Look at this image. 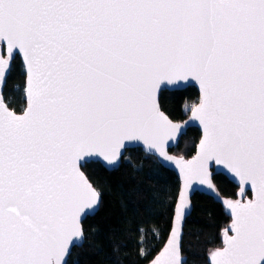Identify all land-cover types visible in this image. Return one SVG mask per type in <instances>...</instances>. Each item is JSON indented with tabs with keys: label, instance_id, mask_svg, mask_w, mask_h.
I'll return each instance as SVG.
<instances>
[{
	"label": "snow or ice",
	"instance_id": "snow-or-ice-1",
	"mask_svg": "<svg viewBox=\"0 0 264 264\" xmlns=\"http://www.w3.org/2000/svg\"><path fill=\"white\" fill-rule=\"evenodd\" d=\"M18 60L19 114L3 92ZM193 86L188 120L171 118L164 98ZM191 124L202 135L185 159ZM137 147L182 177L150 264H187L190 193L219 199L212 165L252 198L221 201L231 223L210 264H264V0H0V264H81L84 225L103 207L82 169L117 171Z\"/></svg>",
	"mask_w": 264,
	"mask_h": 264
},
{
	"label": "trees",
	"instance_id": "trees-1",
	"mask_svg": "<svg viewBox=\"0 0 264 264\" xmlns=\"http://www.w3.org/2000/svg\"><path fill=\"white\" fill-rule=\"evenodd\" d=\"M24 85L25 75L18 60L4 90L6 102L17 113L26 107ZM198 100V90L189 87L179 96L167 95L164 105L172 114L171 118L184 121L189 116L183 111L184 104L191 106ZM200 138L199 129L188 130L181 145L185 158L194 155ZM83 171L101 191L103 207L99 215L84 225L88 240L83 249L76 250L81 264H148L168 239L172 222L170 206L180 190L177 175L161 166L155 157L147 156L141 148L128 150L117 171H108L96 164ZM213 179L222 196L237 197L239 188L227 177L215 175ZM192 203L193 211L184 229L182 252L187 257V264H209V250L222 246L223 230L231 219L222 205L207 195L196 193ZM145 208L151 211H145ZM137 226L145 229V251L151 249L144 257L139 254ZM153 226L158 229V235L151 231ZM116 247L119 252L114 251Z\"/></svg>",
	"mask_w": 264,
	"mask_h": 264
},
{
	"label": "water",
	"instance_id": "water-1",
	"mask_svg": "<svg viewBox=\"0 0 264 264\" xmlns=\"http://www.w3.org/2000/svg\"><path fill=\"white\" fill-rule=\"evenodd\" d=\"M8 77H9V76H6V83H7V79H8ZM6 83H5V86H4V89H3V92H4V90H5ZM193 87H195V88L198 90V92H199L198 86H193ZM18 114H19V113H18ZM189 116H190V114H189ZM189 116H188V118H189ZM188 118L185 119V120H188ZM185 120H184V121H185ZM190 128H197V129H199L200 132H201V128H200L198 125H196V124H191V125L189 126L188 130H189ZM188 130H187V132H188ZM201 135H202V132H201ZM200 139H201V138H200ZM199 142H200V140H199ZM199 142H198V144H199ZM198 144H197V146H198ZM137 148H141V147H137ZM141 149L143 150V148H141ZM129 150H130V149H129ZM143 152H144V151H143ZM196 152H197V147H196ZM196 152L194 153V155H196ZM144 153H145V152H144ZM125 154H126V153H125ZM170 154H174V153H170ZM194 155H193V156H194ZM193 156H192V157H193ZM192 157H190V158H185V159H191ZM123 158H124V157H122V160H123ZM158 163H160L161 166H163L164 168L173 171V172L177 175V177H178V179H179V182H180V190H181V187H182V177H181V175H180V173H179V169H177L174 165H171L170 163H169V164H162L160 161H158ZM82 170H83V169H82ZM210 170H212V172H213V178H214L215 175H224L225 177H227V178L229 179V181H231L232 183H234V184L239 188V189H238V192H237V197L233 199V198H228V197H224V196H222V195L220 194V192H219V190H218L216 184L214 183V179H213V183H214V185H215V188H216L217 192L219 193V199H217L216 197H214V196H212V195H210V194H208V193H206V192H204V191H197L196 193L204 194V195H207V196L211 197L212 199H214L215 202H217V203H219V204L222 205L225 214H226L228 217H230V215H229V213H228V210L226 209L225 205H224L221 201H222V200H225V199H228V200H237V199H240L241 201H243V200H245V199H251V198H252L251 191H250V189H249L247 186H241V185H239V184L237 183V180H236V179H234L230 174H228L225 170L222 169V166H220V165H212V166H210ZM193 187H195V185H193ZM242 187H243V189H244V193H245L244 196H241V194H240V193H241V188H242ZM180 190H179V192H180ZM196 193H195V194H196ZM248 193H250L251 195L248 196V195H247ZM195 194H191V193H190L191 212H190V214H187V215L185 216L184 221H183L182 236H181V239H180V250H181V256H182V257H186V256L183 255V252H182V243H183V238H184V233H185V232H184V229H185L186 221H187V219L190 217V215L192 214V211H193V203H192V199H193V197H194ZM230 219H231V217H230ZM230 223H231V222H230ZM222 239H223V236H222ZM157 255H158V254H157ZM154 258H155V257H154ZM208 262H209V264H210L209 255H208ZM148 264H150V262H149Z\"/></svg>",
	"mask_w": 264,
	"mask_h": 264
},
{
	"label": "rangeland",
	"instance_id": "rangeland-1",
	"mask_svg": "<svg viewBox=\"0 0 264 264\" xmlns=\"http://www.w3.org/2000/svg\"><path fill=\"white\" fill-rule=\"evenodd\" d=\"M189 114H190V112H189Z\"/></svg>",
	"mask_w": 264,
	"mask_h": 264
}]
</instances>
